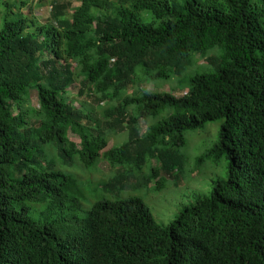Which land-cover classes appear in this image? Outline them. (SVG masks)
<instances>
[{"label":"trees","instance_id":"16d2710c","mask_svg":"<svg viewBox=\"0 0 264 264\" xmlns=\"http://www.w3.org/2000/svg\"><path fill=\"white\" fill-rule=\"evenodd\" d=\"M29 1L0 0V264H264V0H49L45 22ZM212 121L227 173L157 221L136 192L181 173L185 132Z\"/></svg>","mask_w":264,"mask_h":264},{"label":"rangeland","instance_id":"374dc122","mask_svg":"<svg viewBox=\"0 0 264 264\" xmlns=\"http://www.w3.org/2000/svg\"><path fill=\"white\" fill-rule=\"evenodd\" d=\"M29 5H31V7L27 8ZM72 5L76 6L77 2H73ZM49 9V0H40L38 2L37 0H30L27 5L21 7L20 11L17 13H21L22 16L24 15L28 17L34 15L39 22H45L49 18ZM214 51H216V49L208 50L205 57L209 56L210 53ZM205 57H199L198 55L194 56L192 64H194V66L204 64L206 61ZM139 80V89L143 91H174L176 95L183 94L184 92L181 87V81L175 76L167 79H152L141 76ZM131 89L132 88H130V90ZM67 94L69 98L74 100V102L82 100L77 95V88L73 85L67 87ZM29 105H37V98L34 94L31 95L30 101L26 106L28 107ZM94 108L96 109L97 107L95 106ZM169 112L170 109L166 107L156 116H150L147 123H156ZM140 126L141 131L146 129V124L142 120L140 121ZM218 129L219 121H212L205 124L202 128L187 130L184 134V145L179 149L183 156L182 172L174 171L172 175L165 174L164 177L167 180H164L162 183L163 187L159 190L150 189L148 190L150 192L146 195L144 189L136 192L142 197L157 221L161 223L169 222L174 214L184 206L190 205L203 197L215 180L224 177L227 173V160L225 157L214 159L206 156L207 150L217 140ZM69 138L75 143L79 142L78 138L72 133L69 134ZM123 140V133L116 131L109 136L107 146L118 145ZM200 157L203 159L199 160ZM99 167L101 172H96L89 176L93 179L107 180L114 174V170L110 169L111 167L106 163H101ZM81 170L82 168L78 167L77 171L75 170V173L78 174V171ZM134 181L135 179H133V183ZM89 188L90 185L86 186V189ZM99 194H101V191H98L96 195Z\"/></svg>","mask_w":264,"mask_h":264}]
</instances>
